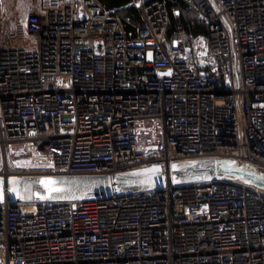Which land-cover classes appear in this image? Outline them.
Instances as JSON below:
<instances>
[{"label":"built area","instance_id":"2783aa9c","mask_svg":"<svg viewBox=\"0 0 264 264\" xmlns=\"http://www.w3.org/2000/svg\"><path fill=\"white\" fill-rule=\"evenodd\" d=\"M0 0V178L132 174L162 188L0 204V264H264V191L172 165L264 171V0ZM175 31L170 34L173 22Z\"/></svg>","mask_w":264,"mask_h":264},{"label":"water","instance_id":"95a60500","mask_svg":"<svg viewBox=\"0 0 264 264\" xmlns=\"http://www.w3.org/2000/svg\"><path fill=\"white\" fill-rule=\"evenodd\" d=\"M158 168L159 173L152 175L150 183L132 174L0 178V204L15 208L18 203L93 202L111 199L114 195L156 190L163 187L166 178L163 168ZM170 178L174 186L225 179L264 191V171L240 162H196L172 169ZM41 181L58 183L46 186ZM53 186L61 191L50 192Z\"/></svg>","mask_w":264,"mask_h":264},{"label":"trees","instance_id":"16d2710c","mask_svg":"<svg viewBox=\"0 0 264 264\" xmlns=\"http://www.w3.org/2000/svg\"><path fill=\"white\" fill-rule=\"evenodd\" d=\"M101 4L103 5L104 9L106 11L110 12H118L121 14H127L128 16H131L132 18H137V12L133 8H129L130 0H99ZM176 4L181 7L182 10V16H181V23L184 27L185 33L187 35L192 36H198L204 32V28L197 24L196 22H193L191 20H186L187 17H189V14L187 12V8L184 3H182L180 0H176ZM176 22H173L172 30L170 31V34H172L175 31Z\"/></svg>","mask_w":264,"mask_h":264},{"label":"snow or ice","instance_id":"6c2138e0","mask_svg":"<svg viewBox=\"0 0 264 264\" xmlns=\"http://www.w3.org/2000/svg\"><path fill=\"white\" fill-rule=\"evenodd\" d=\"M173 169L176 168V165H172ZM160 169L158 167H153V168H146V169H143L142 171H139V172H134L132 173V175L134 176H138V177H144L145 180L142 181V182H151V177L152 175L156 174V173H159ZM175 179V178H174ZM41 183L45 184L46 186L47 185H55L56 183H58L57 181H41ZM59 183H63V181H60ZM49 191L50 192H60L61 189L53 186V187H50L49 188ZM42 199L44 197H41ZM74 198V197H73Z\"/></svg>","mask_w":264,"mask_h":264},{"label":"rangeland","instance_id":"374dc122","mask_svg":"<svg viewBox=\"0 0 264 264\" xmlns=\"http://www.w3.org/2000/svg\"><path fill=\"white\" fill-rule=\"evenodd\" d=\"M16 3V5L18 6L19 4H21V1L19 0H4V11L11 15V13H16L15 12V9L18 10L19 13H25L27 11H29V9H18V8H15L13 5ZM125 14V13H124ZM1 11H0V20H1Z\"/></svg>","mask_w":264,"mask_h":264},{"label":"crops","instance_id":"0c3cea01","mask_svg":"<svg viewBox=\"0 0 264 264\" xmlns=\"http://www.w3.org/2000/svg\"><path fill=\"white\" fill-rule=\"evenodd\" d=\"M21 1V4H19L18 6L16 5V3L13 5L15 8H20V9H30L32 8V3L35 0H19Z\"/></svg>","mask_w":264,"mask_h":264}]
</instances>
